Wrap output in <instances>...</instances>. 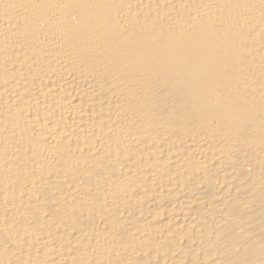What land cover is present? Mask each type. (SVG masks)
Masks as SVG:
<instances>
[{
    "label": "bare ground",
    "instance_id": "1",
    "mask_svg": "<svg viewBox=\"0 0 264 264\" xmlns=\"http://www.w3.org/2000/svg\"><path fill=\"white\" fill-rule=\"evenodd\" d=\"M0 264H264V0H0Z\"/></svg>",
    "mask_w": 264,
    "mask_h": 264
}]
</instances>
